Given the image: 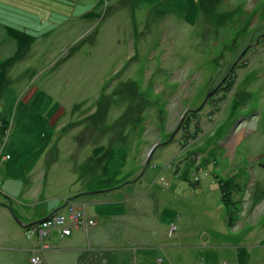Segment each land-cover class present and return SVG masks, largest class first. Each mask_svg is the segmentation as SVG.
Segmentation results:
<instances>
[{"label":"rangeland","instance_id":"374dc122","mask_svg":"<svg viewBox=\"0 0 264 264\" xmlns=\"http://www.w3.org/2000/svg\"><path fill=\"white\" fill-rule=\"evenodd\" d=\"M0 264H264V0H0Z\"/></svg>","mask_w":264,"mask_h":264},{"label":"bare ground","instance_id":"6f19581e","mask_svg":"<svg viewBox=\"0 0 264 264\" xmlns=\"http://www.w3.org/2000/svg\"><path fill=\"white\" fill-rule=\"evenodd\" d=\"M10 156L7 157V159L9 158Z\"/></svg>","mask_w":264,"mask_h":264}]
</instances>
